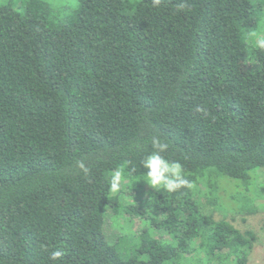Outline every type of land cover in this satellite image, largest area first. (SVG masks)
<instances>
[{
  "label": "trees",
  "instance_id": "trees-1",
  "mask_svg": "<svg viewBox=\"0 0 264 264\" xmlns=\"http://www.w3.org/2000/svg\"><path fill=\"white\" fill-rule=\"evenodd\" d=\"M262 25L264 0H0V264H249ZM154 134L194 187L108 193Z\"/></svg>",
  "mask_w": 264,
  "mask_h": 264
},
{
  "label": "clouds",
  "instance_id": "clouds-1",
  "mask_svg": "<svg viewBox=\"0 0 264 264\" xmlns=\"http://www.w3.org/2000/svg\"><path fill=\"white\" fill-rule=\"evenodd\" d=\"M162 0H151L152 8H159ZM185 5H178L177 11H184ZM251 47L260 51H264V25L251 34ZM198 112L203 109L197 108ZM150 151H147L139 160V164L143 169L142 175L138 177L131 176L126 172V166L131 163L125 161L116 166L107 174L106 188L110 194L119 193L133 180L144 181L147 186L155 191H163L164 193H177L181 190H190L194 187L193 182L187 177L184 165L179 159H174L169 153L170 143L161 138L159 135H152L149 138ZM77 167L80 169L84 177H88L91 169L86 166L83 160L77 161ZM64 255L61 250L51 252L49 259L59 261Z\"/></svg>",
  "mask_w": 264,
  "mask_h": 264
},
{
  "label": "rangeland",
  "instance_id": "rangeland-1",
  "mask_svg": "<svg viewBox=\"0 0 264 264\" xmlns=\"http://www.w3.org/2000/svg\"><path fill=\"white\" fill-rule=\"evenodd\" d=\"M241 204L248 206V203L244 198L242 199ZM237 221L240 223L239 219ZM239 226L253 231L256 235V241L248 257L249 264H264V214H254L248 218L247 222L239 224ZM136 227L137 223H133V228Z\"/></svg>",
  "mask_w": 264,
  "mask_h": 264
}]
</instances>
